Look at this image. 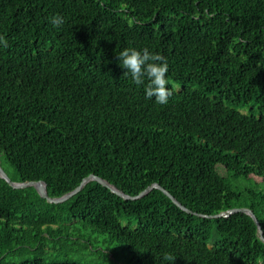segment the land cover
Segmentation results:
<instances>
[{
    "label": "trees",
    "instance_id": "trees-1",
    "mask_svg": "<svg viewBox=\"0 0 264 264\" xmlns=\"http://www.w3.org/2000/svg\"><path fill=\"white\" fill-rule=\"evenodd\" d=\"M0 35L12 180H44L50 196L91 173L129 195L157 182L195 212L248 207L264 230V0H0ZM122 47L167 59L166 105L124 75ZM28 189L0 178V264H88L67 247L75 223L120 243L117 264H264L242 212L202 218L159 189L123 201L95 181L59 204Z\"/></svg>",
    "mask_w": 264,
    "mask_h": 264
},
{
    "label": "clouds",
    "instance_id": "clouds-1",
    "mask_svg": "<svg viewBox=\"0 0 264 264\" xmlns=\"http://www.w3.org/2000/svg\"><path fill=\"white\" fill-rule=\"evenodd\" d=\"M51 23L59 27L63 23V18L54 16L51 19ZM0 46H7L6 40L2 35H0ZM118 62L122 68L126 69L124 72L125 76L130 77L136 85L144 87V95L147 99H154L160 105H166L169 102L173 90L172 86L168 87V85H171L168 80L169 65L164 56L158 52H152L148 48L122 47L118 52ZM255 234L260 240L257 229ZM175 257L165 256V264H171Z\"/></svg>",
    "mask_w": 264,
    "mask_h": 264
},
{
    "label": "water",
    "instance_id": "water-1",
    "mask_svg": "<svg viewBox=\"0 0 264 264\" xmlns=\"http://www.w3.org/2000/svg\"><path fill=\"white\" fill-rule=\"evenodd\" d=\"M0 178L4 179L9 186H11L13 189H28V186L33 184L36 187V191H33L35 194H37L39 197L45 199L48 203H55L59 204L62 202H65L69 198H71L73 195H75L77 192H79L88 182L90 181H95L103 185L104 187H107L110 192L118 195L123 201H130V200H136L142 198L144 195L149 193L152 189L156 188L161 190L174 204H176L179 208L182 210L188 212V213H193L194 215H197L198 217H204V218H217V217H227L233 213L237 212H242L250 216V218L253 220L258 236L260 240L264 243V234L263 230L261 228V224L256 218L254 212L252 209L248 207H233L228 210H225L223 212L217 213V214H204V213H198L194 212L191 209L185 207L182 205L166 188L161 186L159 183L154 182L148 186H146L143 190L138 192L135 195H129L124 193L122 190L117 188L115 185L111 184L109 181L106 179L91 173L87 176H85L81 182L72 190L59 195V196H50L47 192V184L44 180H29V181H14L12 180L7 172L3 169V167L0 164Z\"/></svg>",
    "mask_w": 264,
    "mask_h": 264
},
{
    "label": "rangeland",
    "instance_id": "rangeland-1",
    "mask_svg": "<svg viewBox=\"0 0 264 264\" xmlns=\"http://www.w3.org/2000/svg\"><path fill=\"white\" fill-rule=\"evenodd\" d=\"M0 162L10 175L14 173L13 168L1 157ZM73 226L76 227H71L68 231L79 234L80 238L70 242L67 247L70 253L75 256L76 261L88 264H117L121 263L124 257L127 256L126 250L123 249L120 243L106 244L102 241V236L92 235L88 230L78 227L77 223ZM55 244L57 243L53 240L44 242L43 247L39 250V257L51 255L54 252Z\"/></svg>",
    "mask_w": 264,
    "mask_h": 264
},
{
    "label": "bare ground",
    "instance_id": "bare-ground-1",
    "mask_svg": "<svg viewBox=\"0 0 264 264\" xmlns=\"http://www.w3.org/2000/svg\"><path fill=\"white\" fill-rule=\"evenodd\" d=\"M191 100V99H190ZM186 101V100H185ZM196 103V102H195ZM192 113V112H191ZM214 180V179H213ZM30 186H32V187H34L35 188V190H36V187L33 185V184H31ZM29 187V186H28Z\"/></svg>",
    "mask_w": 264,
    "mask_h": 264
}]
</instances>
